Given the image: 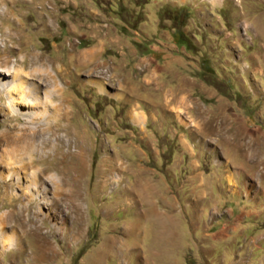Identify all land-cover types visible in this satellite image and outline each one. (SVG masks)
<instances>
[{
    "label": "rangeland",
    "instance_id": "rangeland-1",
    "mask_svg": "<svg viewBox=\"0 0 264 264\" xmlns=\"http://www.w3.org/2000/svg\"><path fill=\"white\" fill-rule=\"evenodd\" d=\"M115 1L90 22L124 25L126 47L84 66L79 0H0V60L43 63L58 137L34 154L47 186L0 167L2 231L19 235L0 264H264V0ZM132 103L156 117L144 130ZM7 111L0 92V134L24 123Z\"/></svg>",
    "mask_w": 264,
    "mask_h": 264
},
{
    "label": "bare ground",
    "instance_id": "bare-ground-1",
    "mask_svg": "<svg viewBox=\"0 0 264 264\" xmlns=\"http://www.w3.org/2000/svg\"><path fill=\"white\" fill-rule=\"evenodd\" d=\"M37 62V59L33 58L34 65L29 66L25 64V61L20 62L17 60L13 71H10L8 59L0 60V92H3L5 97V104L8 108L6 113L8 115L9 112L18 116L21 115L24 120L22 125L7 127L0 134V167L6 172L5 174L11 177L15 174H21L22 180L24 178L39 179L40 182H36L34 185L28 181V183H24V186L22 185L26 190L30 189L32 191H37L42 187V184L47 186V183H51L50 179L52 177L50 174L43 177V170L39 167L33 168L34 154L45 143H50V149L53 148L55 141L58 139L55 136L56 127L53 123L55 113H50L55 110L54 105L50 100L46 101L48 91H44V94L42 93L40 96L38 93L39 88L45 90L46 86L49 87L51 84L50 75L42 67L43 63H39V66ZM27 65L28 69L30 68L29 70H25ZM5 75L11 76L13 79L6 82L1 78ZM24 105L35 111L31 113L21 111ZM6 225L4 220L0 221V239L3 246L11 245L19 240V235L12 226L8 227V233L7 231L3 233L2 229L7 228Z\"/></svg>",
    "mask_w": 264,
    "mask_h": 264
},
{
    "label": "crops",
    "instance_id": "crops-1",
    "mask_svg": "<svg viewBox=\"0 0 264 264\" xmlns=\"http://www.w3.org/2000/svg\"><path fill=\"white\" fill-rule=\"evenodd\" d=\"M117 1L124 3L125 0H117ZM108 2L109 0H79V3L83 5L84 19H85L84 30L82 33L83 35L82 41L84 42L85 45L81 48L80 50L81 52L77 56V61L81 65L88 66V65H91L97 62L98 58L101 57L102 52L106 49L105 47H108L110 45V42L112 43L111 45L114 48L113 51H115L117 57L121 55V52L123 53V46H125L124 43L126 42V40L120 37L118 33L120 32V34L127 35L128 32L125 30L126 27L124 25L118 28L112 25H110L107 28L106 27L103 28L101 27L100 23L90 22L91 20L94 21L97 19H100V21H103L105 17V13L103 12L104 8H106L107 10L109 9L110 11H113V9L111 8L112 4L104 5V3L108 4ZM75 3H77V1H75ZM110 3H112V1H110ZM71 6L74 7L73 5ZM104 34L110 35V37L108 39L107 38L104 39V36H105ZM112 35L115 36L114 39L111 38ZM143 35L145 34L143 33ZM133 40L135 41L134 45H137V47L140 46L137 43H142V42L146 43V38H144L143 40L133 38ZM147 58L148 56L144 55L142 52V55L139 57L138 62L140 61V62L146 63L145 68L149 70L152 69V71H156V69L160 67L162 68V65H159L157 61L155 60H152V61L148 60V62H146ZM123 59L124 57L121 58V60ZM145 79L143 80L144 82L142 81V83L144 84H146L145 82L146 80L149 81V79H146V80ZM157 79H159L158 75H157ZM156 82L157 84H159L158 80H156ZM93 86L95 87V90L98 94L103 95V96L105 95L104 92L102 91L104 87L102 82L95 83L93 84ZM131 89H132L130 90L131 93H135V90H139V93L141 91L140 95H142V92H145L144 87H143V91H142V88L137 89V87H131ZM128 95H129L128 92L126 93L120 89L116 91L112 96H108V97L118 102H124L126 99H128ZM137 104L132 103L131 105H129L130 107L128 108L129 111H128L127 120L132 125V127L140 131L142 129L144 130L149 125V123H151V120H152L151 117H154L155 119L156 117L151 111L148 112L146 110L145 111L142 110L141 109L142 105L141 106L138 105L137 107H139V109H137L136 107ZM172 158H175V155H173ZM169 167L170 166H168L167 168Z\"/></svg>",
    "mask_w": 264,
    "mask_h": 264
},
{
    "label": "trees",
    "instance_id": "trees-1",
    "mask_svg": "<svg viewBox=\"0 0 264 264\" xmlns=\"http://www.w3.org/2000/svg\"><path fill=\"white\" fill-rule=\"evenodd\" d=\"M176 34H179V35H180V37H181V41H183V40H184V41H187V40H186V36H185L182 32H178V33H177V31H176ZM178 40H179V39H178V37H177L176 42H177Z\"/></svg>",
    "mask_w": 264,
    "mask_h": 264
}]
</instances>
